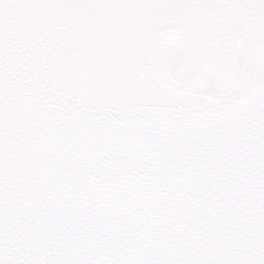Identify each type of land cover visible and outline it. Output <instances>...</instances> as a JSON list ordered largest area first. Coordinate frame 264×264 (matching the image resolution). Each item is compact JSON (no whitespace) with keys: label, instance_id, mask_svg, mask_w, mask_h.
Wrapping results in <instances>:
<instances>
[{"label":"snow or ice","instance_id":"1","mask_svg":"<svg viewBox=\"0 0 264 264\" xmlns=\"http://www.w3.org/2000/svg\"><path fill=\"white\" fill-rule=\"evenodd\" d=\"M0 264H264V0H0Z\"/></svg>","mask_w":264,"mask_h":264}]
</instances>
